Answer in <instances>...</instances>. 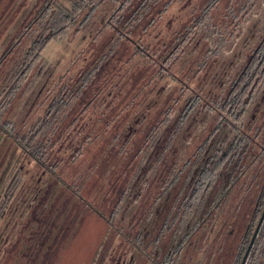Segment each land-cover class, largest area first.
<instances>
[{"label":"rangeland","instance_id":"rangeland-1","mask_svg":"<svg viewBox=\"0 0 264 264\" xmlns=\"http://www.w3.org/2000/svg\"><path fill=\"white\" fill-rule=\"evenodd\" d=\"M80 1L15 0L0 21V58L12 48L0 65V264H240L247 247L245 264L255 262L264 221L250 248L256 227L245 233L264 183V0H152L133 27L126 20L142 0H88L78 21L97 8L85 26L52 40L17 87L26 50ZM97 59L82 99L101 95L55 155L105 112L126 117L123 138L107 140L111 153L92 150L118 176L93 195L108 218L115 211L109 224L12 139ZM9 121L14 137L1 131Z\"/></svg>","mask_w":264,"mask_h":264},{"label":"trees","instance_id":"trees-1","mask_svg":"<svg viewBox=\"0 0 264 264\" xmlns=\"http://www.w3.org/2000/svg\"><path fill=\"white\" fill-rule=\"evenodd\" d=\"M95 1V0H94ZM92 2V5L90 6V10L84 18L80 19L78 21V15L82 13L83 9L85 7H89L86 2L88 0H81L80 2H77L73 8V10L68 11L66 14L61 15V17L49 28V32L42 38L37 41H35L30 48H28L24 55V64L22 66V71L17 72V77L14 80L17 81V87L22 84L26 78V75L31 71L34 63H36L43 51L45 50L46 46L54 39L61 37L64 33H66L67 30L71 29L72 27H83L85 26L88 19H90L92 13L97 8V5L95 2ZM130 0H125L124 5L122 8L128 6ZM217 0H213L212 4L215 3ZM15 0H0V5L3 4L4 9L2 13H0V21L4 18V16L7 14V8L13 5ZM152 0H142L139 4L138 8H136L132 14V16L126 20V26L133 27L134 24L139 22V19L142 17L145 11L148 10L150 3ZM100 3V2H99ZM98 4V3H97ZM99 5V4H98ZM86 8V9H87ZM50 9V6L48 7V10ZM165 11L168 10V8L164 9ZM164 12V11H163ZM161 11L159 16L163 14ZM48 13V12H47ZM46 13V14H47ZM44 14L43 16H45ZM90 16V17H89ZM157 21V18H152L149 22V25H147L144 28V31L146 32L148 28L152 25H154ZM74 27V28H75ZM119 32V38L118 39H127L128 38V31L118 30ZM187 41V38H184L183 41L179 44L174 46L173 50L169 53V59L167 62L172 60L174 56V52L182 45V43H185ZM138 47V46H137ZM12 48L7 49L2 57L0 58V65L2 61H6L11 54ZM143 53L146 52L144 50H141ZM172 54V55H171ZM171 55V56H170ZM101 59H97L94 61L92 66L86 70V72L81 75L80 78H78L75 81L68 82L66 84H62V87L58 90L56 93V96L53 98V100L50 102V104L47 106L45 111L42 115L38 117V119L34 122V124L31 126L30 130L25 135H14V127L10 126L11 122H7L6 125L13 130L12 133L7 128L1 127V131L11 137H14L12 139L15 140V142L20 146V148L23 150L24 153H26L30 159L34 162H36L43 170H45L47 173H49L54 180L58 182L59 185H61L63 188H65L67 191L72 193L76 199L84 202V204H87L88 207L93 209L97 215H99L102 219H104L109 224V218L114 216L115 211H111L109 214V218L107 217V214L100 210L99 207H97L93 200V195L97 191L98 188L101 187V185H106L108 183V177L111 176V185L116 184L117 177H114V171L110 169V166L112 162L107 159L105 162V159L97 154H93V145L98 144V148L96 150H100L104 152L111 153L113 150L108 149L106 151V146L110 140L112 144L118 140V138H123V127H121L122 123L126 121V117L120 119L117 115H120L119 112H116L117 109L111 110L110 113L105 112L102 117H100L97 121V125L95 124L94 127L88 128L89 130L85 131L83 135H81L80 138H78L75 142L70 144L69 149L67 150V154L59 156L55 155L57 151H60L62 144L65 143V135L69 133V131L74 127V124H76L79 120V118L84 115L87 110L89 109L90 105L96 100L95 98L100 97L101 90L94 93L93 96L88 101H83V96L86 93V90L88 89L87 86L88 83L92 79L91 77L94 75V72L98 71L100 69L101 65ZM263 60L260 61V65L262 66ZM26 63V64H25ZM248 70L244 71L241 75L240 84L243 81L248 80ZM254 77V76H253ZM237 85V84H236ZM245 85V84H244ZM239 89V85L236 86ZM245 89H247V86L239 93H235L233 95V101H240L242 93H245ZM136 97L132 100L134 101ZM240 99V100H239ZM79 101L81 103L83 101L84 105L81 110L78 112L74 111V105ZM109 109V108H108ZM72 114H74L73 117ZM116 114V116H114ZM104 118V119H103ZM71 119V120H69ZM67 121L68 126L67 127H61V124L64 121ZM161 121L154 126L152 133H156L158 128L160 127ZM123 126V125H122ZM259 131L260 128H257ZM257 131V132H258ZM256 132V134H257ZM255 134V135H256ZM259 136V134H257ZM257 136V137H258ZM17 137V138H16ZM247 138H250L248 135H243L241 138L242 140H245ZM241 140V141H242ZM238 146L236 143L233 144ZM106 146V147H105ZM128 149H124L122 151V154L128 153ZM142 148H139L136 150V152L133 154V158L137 157L141 152ZM93 154V156H92ZM225 155V154H224ZM130 157L128 160L131 161L133 158ZM223 157V155H222ZM222 157L220 161H222ZM220 163V162H219ZM88 164V165H87ZM223 164V163H222ZM84 166V170H83ZM129 165L126 164V167ZM79 169H81V173L79 174ZM111 172V173H109ZM107 175V176H106ZM91 184V185H90ZM89 185V187H87ZM109 187V190H110ZM125 190V188L122 190V192ZM122 196L120 197V199ZM119 199V200H120ZM264 212V183L261 187L260 194L258 196L255 208H254V218L252 219V223L247 228V231L245 233V237L248 238L250 234V230L253 228H257L261 216ZM259 220L257 223L255 222V219H257V216H259ZM255 233V232H254ZM253 233V235H254ZM252 235V236H253ZM250 244V243H249ZM133 247L134 243H133ZM183 246H179L177 249V253L182 249ZM244 247V246H243ZM136 248V247H135ZM245 250L242 248L241 251ZM248 250V247L245 251ZM261 254L259 255L258 259L255 262H251V264H264V249L261 250ZM242 252H240L241 255ZM144 255V254H143ZM244 259V258H243ZM243 259L241 260L240 264L242 263Z\"/></svg>","mask_w":264,"mask_h":264},{"label":"water","instance_id":"water-1","mask_svg":"<svg viewBox=\"0 0 264 264\" xmlns=\"http://www.w3.org/2000/svg\"><path fill=\"white\" fill-rule=\"evenodd\" d=\"M263 221H264V212H263V214L261 216L260 222H259V224H258V226H257V228L255 230V233H254V235L252 237L251 244H250L249 248L251 247L252 243L255 241V238H256V236H257V234H258V232H259V230L261 228V225H262ZM248 251H249V249H248ZM248 251L246 252V254L244 256V259H243L241 264H245V259L247 257Z\"/></svg>","mask_w":264,"mask_h":264}]
</instances>
